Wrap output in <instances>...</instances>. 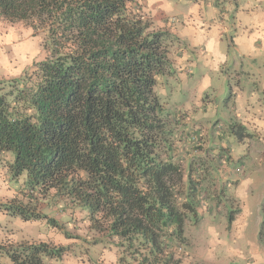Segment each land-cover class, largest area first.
Listing matches in <instances>:
<instances>
[{"label": "clouds", "instance_id": "clouds-1", "mask_svg": "<svg viewBox=\"0 0 264 264\" xmlns=\"http://www.w3.org/2000/svg\"><path fill=\"white\" fill-rule=\"evenodd\" d=\"M56 2L33 0L26 15L6 24L0 17V97L12 121L23 119L37 129L41 117L34 100L47 79L46 64L60 55L84 54L87 47H81L75 29L58 34L64 10ZM108 2L114 6L102 10L103 19L90 22L94 38L98 43L109 36L115 41L121 31H131V43L143 44L159 33L151 47L161 62L141 64L147 77L142 87L145 102L153 106L150 114L161 106L171 113V122L159 130H146L139 118L128 123L127 139L147 131L174 166L205 157L199 168L193 166L191 177L198 220H189L180 237L170 235L175 226H160L166 240L160 264L168 255L173 264H264V0ZM129 107L133 105H120L116 115L123 120L120 113ZM215 121L219 123L213 128ZM97 132L115 147L117 138L106 122ZM195 132L200 135H186ZM165 138L171 151L164 147ZM70 140L80 145L78 159H66L62 167L51 164L43 177L23 149L0 142V264H141L145 257L152 264L156 257L148 256L151 243L142 233L125 236L112 230V210L122 199L116 190L109 193L111 205L92 210L85 202L86 193L95 191L98 174L81 154L87 151L83 133ZM198 144L211 151L197 153L193 146ZM131 164L129 149L121 153L118 166ZM130 173H135L133 190H150L138 169L130 168ZM178 188L183 191L182 182Z\"/></svg>", "mask_w": 264, "mask_h": 264}, {"label": "trees", "instance_id": "trees-1", "mask_svg": "<svg viewBox=\"0 0 264 264\" xmlns=\"http://www.w3.org/2000/svg\"><path fill=\"white\" fill-rule=\"evenodd\" d=\"M33 6V0H0V17H4L7 23L10 19L26 15ZM56 6L64 10L63 31L58 30V34L75 29L81 47L87 45L85 53L60 55L46 64L47 79L34 100L41 117L38 129L23 119L12 121L8 107L0 97V142L23 149L25 158L35 160L38 175L43 177L48 174L51 164L62 167L66 159H78L76 153L80 145L70 137L83 133L87 151L81 154L86 156V163L98 174L95 191L86 193L85 202L92 210L101 205H111L113 198L109 193L116 190L122 199L112 210L115 217L111 226L113 232L119 231L125 236L130 232L142 233L145 242L151 243L152 251L148 252V256L156 257L152 264H160L166 247L160 226H175L170 235L180 237L184 235L191 216L197 221L199 215L193 200V163L188 166L186 174L183 166H174L167 153L156 148L155 141L148 139L147 131L145 136L133 140L127 139L124 131L128 123L136 122L137 118L144 122L142 127L146 130H159L171 122V113H166L162 106L155 109V115L150 114L153 106L145 102L142 87L147 83V77L141 70V64L147 62L145 66H150L161 62V56L151 47L160 34H154L143 44H136L131 43V31H121L115 41L109 36L98 43L94 38L97 35L95 26L90 22L95 20L99 23L103 19L102 10L114 5L108 0H61L56 2ZM93 10V15L86 14ZM125 36L128 40H124ZM10 87H15V84ZM19 92H24V88L21 87ZM93 93H96L95 97ZM129 103L135 111L129 107L127 113H120L123 116L121 120L116 115L119 106ZM94 106L96 114L93 113ZM77 107L79 112L75 111ZM110 115L112 118L109 120ZM103 122L117 138L115 147L109 137L97 132ZM172 134L171 131L168 133L169 136ZM163 144L169 151L172 150L167 138ZM129 149L132 164L129 168L118 166L121 153H127ZM130 168L138 169L141 175L147 177L150 184L148 192L141 194L133 190L131 185L135 173H130ZM100 173H103L102 177ZM181 182L183 191L178 188ZM75 188L73 186V191ZM181 208L188 210L187 213ZM51 222L56 223L54 218ZM173 259L172 255H168L163 264H172ZM141 264H150V261L145 257Z\"/></svg>", "mask_w": 264, "mask_h": 264}, {"label": "rangeland", "instance_id": "rangeland-1", "mask_svg": "<svg viewBox=\"0 0 264 264\" xmlns=\"http://www.w3.org/2000/svg\"><path fill=\"white\" fill-rule=\"evenodd\" d=\"M6 24V23H5ZM3 35V26H0V37H2ZM3 44V41L2 39H0V45ZM27 62V61H26ZM3 65L0 64V68H2ZM20 71H23V68L20 69ZM13 72V69L11 67L8 68V73L11 75V73ZM230 91V89H229ZM227 98V96H225V99ZM219 121H215L213 122L212 124V127L214 128L216 126V124H218ZM186 135H196V136H199L200 133L199 132H195V133H187ZM201 141H203L204 137H200ZM194 150L197 152V153H206L208 151H211V149H205L203 148V146L201 144H198V145H194L193 146ZM204 156L203 155H197L191 159H188L184 165H183V168H184V171L186 172V174L189 172V169H188V166L191 164V162L193 163V166L195 165L197 168H199L201 166V163L203 162L204 160ZM209 173L207 172V170H205V176H207ZM221 195H223V191L221 190ZM206 210V209H205ZM200 215V213H199ZM198 215V216H199ZM190 220L193 222V223H196V219L194 217L191 216ZM198 220V219H197ZM230 222V221H229ZM188 227V224L186 226V228ZM261 236H264V228H262L261 230V233H260ZM212 245L214 246L216 241H212L211 242ZM173 264V263H172Z\"/></svg>", "mask_w": 264, "mask_h": 264}, {"label": "crops", "instance_id": "crops-1", "mask_svg": "<svg viewBox=\"0 0 264 264\" xmlns=\"http://www.w3.org/2000/svg\"><path fill=\"white\" fill-rule=\"evenodd\" d=\"M243 67H244V65H243V64L239 65V66H238V68H237V71L239 72L240 70H242V69H243Z\"/></svg>", "mask_w": 264, "mask_h": 264}]
</instances>
